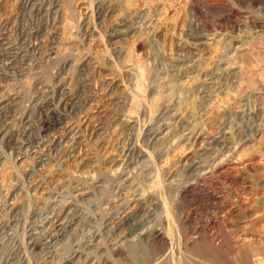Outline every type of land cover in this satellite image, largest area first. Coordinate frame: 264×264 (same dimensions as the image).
<instances>
[{
	"label": "rangeland",
	"instance_id": "rangeland-1",
	"mask_svg": "<svg viewBox=\"0 0 264 264\" xmlns=\"http://www.w3.org/2000/svg\"><path fill=\"white\" fill-rule=\"evenodd\" d=\"M91 1L0 0V128L11 138L0 143V264H264V0ZM195 237L227 259L196 252Z\"/></svg>",
	"mask_w": 264,
	"mask_h": 264
},
{
	"label": "bare ground",
	"instance_id": "bare-ground-1",
	"mask_svg": "<svg viewBox=\"0 0 264 264\" xmlns=\"http://www.w3.org/2000/svg\"><path fill=\"white\" fill-rule=\"evenodd\" d=\"M29 1V0H28ZM41 1V0H40ZM43 1V0H42ZM54 1V0H53ZM69 1V0H68ZM88 1V0H87ZM96 1V0H95ZM94 1V2H95ZM120 1V0H119ZM122 1V0H121ZM217 1V0H216ZM228 1H230V0H228ZM61 2V1H60ZM90 2V1H89ZM88 2V3H89ZM91 2H93V0L91 1ZM207 2V1H206ZM212 2V1H211ZM210 2V3H211ZM231 2V1H230ZM233 2V1H232ZM249 2V1H248ZM52 3V2H51ZM71 3V2H70ZM101 3V2H100ZM241 3V2H240ZM31 4H32V2H31ZM93 4V3H92ZM99 4V3H98ZM110 4H111V2H110ZM116 4V3H115ZM114 4V5H115ZM27 5L28 4H26L25 6L27 7ZM36 5V4H35ZM43 5V4H42ZM46 5V4H45ZM91 5V4H90ZM94 5V4H93ZM93 5H92V9L94 8L93 7ZM101 5V4H100ZM106 5V4H105ZM117 5V4H116ZM120 5V4H119ZM212 5V4H211ZM216 5V4H215ZM24 6V5H23ZM46 6H48V5H46ZM98 6V5H97ZM208 6V5H207ZM226 7H224L223 6V9H225V8H227L228 9V11H232L231 10V6L229 7H227V5H225ZM241 6V5H240ZM15 7V6H14ZM25 7V8H26ZM31 7V6H30ZM32 7H34V6H32ZM51 7V6H50ZM63 7V6H62ZM65 7V6H64ZM88 7V6H87ZM86 7V8H87ZM91 7V6H90ZM209 7V6H208ZM220 7V6H219ZM24 8V9H25ZM72 8V7H71ZM89 8V7H88ZM101 7H99V9H100ZM107 8H109V7H107ZM235 8V7H234ZM49 9V8H48ZM47 9V10H48ZM90 9V8H89ZM91 9V10H92ZM98 9V8H97ZM119 9V8H118ZM207 9V8H206ZM213 9V8H212ZM222 9V10H223ZM250 9V8H249ZM28 10V9H27ZM32 10H34V8L33 9H31V11ZM43 10H44V8H43ZM42 10V11H43ZM46 10V9H45ZM58 10V9H57ZM205 10V9H204ZM210 10V9H209ZM251 10V9H250ZM22 11V10H21ZM29 11H30V9H29ZM41 11V10H40ZM67 11V10H66ZM238 11V10H237ZM241 11V10H240ZM25 12V11H24ZM33 12V11H32ZM222 12V11H221ZM226 12V11H225ZM249 12V11H248ZM259 12V11H258ZM47 13V12H46ZM52 13V12H51ZM91 13H92V11H91ZM107 13V12H106ZM209 13V12H208ZM211 13V12H210ZM247 13V12H246ZM256 13V12H255ZM53 14H54V12H53ZM57 14V13H56ZM80 14V13H79ZM94 14V13H93ZM92 14V15H93ZM222 14V13H221ZM227 14V13H226ZM252 14H254V13H252ZM47 15V14H46ZM260 15L261 14H258V16L260 17ZM19 16V15H18ZM40 16V15H39ZM94 16V15H93ZM117 16V15H116ZM124 16V15H123ZM135 16H136V14H135ZM211 16V15H210ZM214 16V15H213ZM213 16H212V18H213ZM223 16V15H222ZM262 16V15H261ZM95 17V16H94ZM224 17V16H223ZM227 17V16H226ZM239 17V16H238ZM264 17V16H263ZM57 18V17H56ZM88 18H90V15H89V17ZM102 18H103V16H102ZM125 18V17H124ZM219 18V17H218ZM217 18V19H218ZM24 19V18H23ZM44 19V18H43ZM49 19V18H48ZM47 19V20H48ZM51 19V18H50ZM65 19V18H64ZM92 19V18H91ZM130 19V18H129ZM24 21V20H23ZM41 21V20H40ZM22 22V21H21ZM88 22V21H87ZM90 22V21H89ZM88 22V23H89ZM93 22V21H92ZM103 22V21H102ZM132 22V21H131ZM216 22V21H215ZM13 23V22H12ZM54 23V22H53ZM27 24V23H26ZM124 24V23H123ZM215 24V23H214ZM63 25V24H62ZM118 25V24H117ZM128 25V24H127ZM212 25V24H211ZM129 26H130V24H129ZM239 26V25H238ZM243 26V25H242ZM91 27V26H90ZM95 27V26H94ZM21 28V27H20ZM51 28V27H50ZM81 28V27H80ZM133 28V27H132ZM131 28V29H132ZM2 29H4L3 27H2ZM7 29V28H6ZM32 29V28H31ZM54 30H55V28H53ZM82 29V28H81ZM80 29V30H81ZM87 29V28H86ZM93 29V28H92ZM113 29V28H112ZM126 29V28H125ZM217 29V28H216ZM240 29V28H239ZM17 30V29H16ZM34 30V29H33ZM47 30V29H46ZM232 30H233V28H232ZM250 31H251V29H249ZM7 31V30H6ZM6 31L4 32V33H6ZM79 31V30H78ZM98 31V30H97ZM118 31V30H117ZM121 31V30H120ZM217 31V30H216ZM240 31H242V30H240ZM244 31V30H243ZM1 32V31H0ZM21 32V31H20ZM33 32V31H32ZM41 32V31H40ZM48 32V31H47ZM123 32V31H122ZM158 32V31H157ZM225 32V31H224ZM249 32V31H248ZM2 33H3V30H2ZM13 33V32H12ZM26 34L28 33L29 34V32H25ZM42 33V32H41ZM54 33V32H53ZM59 33V32H58ZM57 33V34H58ZM77 33V32H76ZM82 33V32H81ZM234 33V32H233ZM241 33V32H240ZM1 34V33H0ZM9 34H11V33H9ZM19 34H21V33H19ZM26 34H25V36H26ZM103 34V33H102ZM115 34V33H114ZM8 35V34H7ZM62 35V34H61ZM60 34H59V36H61ZM82 35V34H81ZM101 35V34H100ZM105 35V34H104ZM118 35H119V33H118ZM157 35H158V37H160L162 34L161 33H157ZM164 35V34H163ZM192 35V34H191ZM216 35V34H215ZM239 35V34H238ZM10 36V35H9ZM18 36V35H17ZM20 36V35H19ZM23 36V35H22ZM39 36V35H38ZM64 36H66V35H64ZM117 36V35H116ZM189 36V35H188ZM197 36H199V35H197ZM203 36V35H202ZM205 36V35H204ZM36 37V36H35ZM74 37H75V35H74ZM80 37V36H79ZM125 37V36H124ZM157 37V38H158ZM201 37V36H200ZM206 37H207V35H206ZM234 37V36H233ZM232 37V38H233ZM248 37V36H247ZM1 38V37H0ZM11 38V37H10ZM17 37H15V40H18V39H16ZM95 38V37H94ZM195 38V37H194ZM7 39V38H6ZM89 39H91V38H89ZM204 39V38H203ZM202 39V40H203ZM247 39V38H246ZM42 40V39H41ZM83 40V39H82ZM9 41V40H8ZM11 41V40H10ZM28 41V40H27ZM48 41V40H47ZM64 41V40H63ZM75 41V40H74ZM117 41H119V40H117ZM195 41V40H194ZM233 41V40H232ZM241 41L242 42H244V40H243V38L241 39ZM3 42V41H2ZM32 42V41H31ZM87 42V41H86ZM235 42V41H234ZM12 43V42H11ZM15 43H16V41H15ZM116 43V42H115ZM3 44V43H2ZM8 44V43H7ZM36 44V43H35ZM34 44V45H35ZM87 44H88V42H87ZM244 44V43H243ZM10 45H12V44H10ZM17 45H18V43H17ZM43 45H45V44H43ZM20 46V45H19ZM19 46H17V47H19ZM39 46V45H38ZM48 46V45H47ZM90 46V45H89ZM8 47V46H7ZM22 47V46H21ZM26 47V46H25ZM41 47V46H40ZM44 47V46H43ZM43 47H42V49H43ZM83 47V46H82ZM5 49H6V46L4 47ZM3 48V49H4ZM12 48V47H11ZM29 48V47H28ZM240 48V47H239ZM0 49H1V47H0ZM16 49V48H15ZM25 49V48H24ZM24 49H22V50H24ZM26 49H27V47H26ZM99 49V48H98ZM9 50V49H8ZM13 50V49H12ZM21 50V51H22ZM36 50V49H35ZM37 50H39V49H37ZM36 50V51H37ZM50 50V49H49ZM48 50V51H49ZM63 50V49H62ZM102 50V49H101ZM20 51V52H21ZM40 51V50H39ZM44 51V50H43ZM45 51H47V50H45ZM56 51V50H55ZM119 51H121V50H119ZM4 52V51H3ZM8 52V51H7ZM16 52V51H15ZM108 52V51H107ZM128 52V51H127ZM0 53H2V52H0ZM9 53H10V51H9ZM38 53V52H37ZM41 53V52H40ZM72 53V52H71ZM87 53V52H86ZM106 53V52H105ZM18 54H19V52H18ZM32 54V53H31ZM42 54V53H41ZM45 54V53H44ZM54 54H55V52H54ZM64 54V53H63ZM84 54V53H83ZM88 54V53H87ZM263 54V57H264V53H262ZM3 55V54H2ZM12 55V54H11ZM14 55V54H13ZM12 55V56H13ZM24 55V54H23ZM35 55V54H34ZM50 55V54H49ZM85 55V54H84ZM108 55V54H107ZM106 55V56H107ZM5 56V55H4ZM15 56V55H14ZM22 56V55H21ZM43 56V55H42ZM96 56H97V54H96ZM95 56V57H96ZM240 56V55H239ZM244 56V55H243ZM5 57H7V56H5ZM51 57V56H50ZM94 57V56H93ZM114 57V56H113ZM262 57V58H263ZM12 58V57H11ZM15 58V57H14ZM19 58V57H18ZM18 58H17V56H16V60H18ZM40 58V57H39ZM42 58V57H41ZM127 58V57H126ZM8 59H9V57H8ZM13 59V58H12ZM20 59V58H19ZM98 59V58H97ZM109 59H110V57H109ZM234 59H235V56H234ZM234 59H232L233 61H234ZM241 59V58H240ZM243 59V58H242ZM11 60V59H10ZM22 60H24L23 58H22ZM34 60V59H33ZM47 60V59H46ZM69 60V59H68ZM84 60V59H83ZM113 60V59H112ZM115 60V59H114ZM236 60H237V56H236ZM239 60V59H238ZM237 60V61H238ZM244 60V59H243ZM3 61V59L1 60V62ZM56 61V60H55ZM63 61V60H62ZM116 61V60H115ZM8 62V61H7ZM11 62V61H10ZM14 62H15V60H14ZM29 62V61H28ZM54 62V61H53ZM59 62V61H58ZM65 62V61H64ZM244 62V61H243ZM9 63V62H8ZM89 63V62H88ZM87 63V64H88ZM112 63V62H111ZM117 63H119V62H117ZM245 63V62H244ZM256 62H254V64H255ZM1 64V63H0ZM5 64V63H4ZM12 64V63H11ZM26 64V63H25ZM77 65H78V63H76ZM115 64V63H114ZM121 64V63H120ZM236 64V63H235ZM3 65V64H2ZM7 65V64H6ZM31 65V64H30ZM76 65V66H77ZM117 65V64H116ZM130 65V64H129ZM27 66V65H26ZM29 66V65H28ZM56 66V65H55ZM54 66V67H55ZM110 66V65H109ZM125 66V65H124ZM189 66V65H188ZM111 67V66H110ZM123 66H121V68H122ZM190 67V66H189ZM254 67V66H253ZM59 68V67H58ZM71 68V67H70ZM70 68H69V71H70ZM109 68V67H108ZM112 68V67H111ZM1 69H3V67L1 68ZM0 69V70H1ZM9 69V68H8ZM7 69V70H8ZM10 69H11V67H10ZM9 69V70H10ZM115 69V68H114ZM113 69V70H114ZM118 69H119V67H118ZM9 70H8V74L10 75L11 73H9ZM24 70V69H23ZM109 70V69H108ZM120 70V69H119ZM146 70V69H145ZM3 71H4V69H3ZM121 71V70H120ZM125 71L127 72V73H129V74H135V76H136V74H137V70L134 68V67H131V66H128V67H126V69H125ZM14 72V71H13ZM35 72V71H34ZM40 72V71H39ZM43 72V71H42ZM41 72V73H42ZM228 72V71H227ZM3 73V72H2ZM7 73V72H6ZM16 73V72H15ZM80 73V72H79ZM144 73H146V72H144ZM38 74V73H37ZM139 74V73H138ZM137 74V75H138ZM157 74V73H156ZM212 74V73H211ZM235 73H233V75H232V78H234V77H236L235 75H234ZM7 75V74H6ZM120 75V74H119ZM123 75V74H122ZM239 75V74H238ZM26 76V75H25ZM24 76V77H25ZM128 76H130V75H128ZM17 77V76H16ZM44 77V76H43ZM119 77V76H118ZM134 77V76H133ZM221 77V76H220ZM7 78V77H6ZM14 78V77H13ZM123 78V77H122ZM135 78V77H134ZM264 78V77H263ZM21 79V78H20ZM45 79V78H44ZM43 79V80H44ZM50 79V78H49ZM87 79V78H86ZM132 79V78H131ZM136 79V78H135ZM10 80V79H9ZM124 80V79H123ZM122 80V81H123ZM145 80H146V77H145ZM228 80V79H227ZM226 80V81H227ZM237 80H239V78L237 79ZM14 81H16V80H14ZM214 81V80H213ZM220 81V80H219ZM24 82V81H23ZM44 82V81H43ZM56 83V82H55ZM83 83V82H82ZM124 83V82H123ZM144 83V82H143ZM146 83V82H145ZM17 84V83H16ZM44 84V83H43ZM50 84V83H49ZM66 84V83H65ZM116 84V83H115ZM137 84H139V83H137ZM142 84V83H141ZM214 84V83H213ZM126 85V84H125ZM135 85V84H134ZM133 85V86H134ZM144 85V84H143ZM41 86V85H40ZM50 86V85H49ZM218 86V85H217ZM249 86V85H248ZM70 87V86H69ZM85 87H87V86H85ZM132 87V86H131ZM220 87V86H219ZM51 88V87H50ZM143 88V87H142ZM157 88V87H156ZM162 88V87H161ZM221 88V87H220ZM219 88V89H220ZM74 89V88H73ZM73 89L71 90V91H73ZM82 89V88H81ZM133 89V88H132ZM146 89V88H145ZM118 90V89H117ZM143 90V89H142ZM157 90V89H156ZM159 90V89H158ZM237 90V89H236ZM15 91V90H14ZM52 91H54V90H52ZM121 91V90H120ZM16 92V91H15ZM65 92V91H64ZM114 92V91H113ZM124 92V91H123ZM154 92H155V89H154ZM153 92V93H154ZM2 93V92H1ZM7 93V92H6ZM10 93V92H9ZM69 93V92H68ZM72 93V92H71ZM128 93V92H127ZM126 93V94H127ZM158 93H159V91H158ZM12 94V93H11ZM62 94H64V93H62ZM61 94V95H62ZM73 94V93H72ZM114 94V93H113ZM125 94V95H126ZM130 94H135V92L133 91L132 93H130ZM129 94V95H130ZM137 94H139V93H137ZM137 94H136V96H137ZM149 94V93H148ZM152 94V93H151ZM235 94V93H234ZM241 94V93H240ZM64 95H66V94H64ZM64 95H62V97L60 98V100H59V102H61V100H62V98L64 97ZM116 95V94H115ZM115 95H113V96H115ZM243 95V94H242ZM245 95V94H244ZM7 96V95H6ZM5 96V97H6ZM55 96V95H54ZM68 96V95H67ZM75 96V95H74ZM74 96H73V99H68V101L69 100H72V102H74L76 99L74 98ZM85 96V95H84ZM128 96V95H127ZM134 96V95H133ZM133 96H130V97H133ZM147 96V95H146ZM159 96V95H158ZM9 97V96H8ZM12 97V96H11ZM15 97V96H14ZM35 97V96H34ZM56 97V96H55ZM60 97V96H59ZM69 97V96H68ZM77 97V96H76ZM121 97V96H120ZM135 97V96H134ZM148 97V96H147ZM155 97V96H154ZM160 97V96H159ZM235 97V96H234ZM247 97V96H246ZM2 98H3V96H2ZM65 99H64V102H65V100H67V97H64ZM78 98V97H77ZM124 98V97H123ZM127 98V97H126ZM125 98V99H126ZM140 98V97H139ZM152 98V97H151ZM248 98H249V96H248ZM15 99V98H14ZM19 99V98H18ZM17 99V100H18ZM79 99V98H78ZM119 99V98H118ZM122 99V98H121ZM136 99V98H135ZM238 99V98H237ZM45 100V99H44ZM48 100V99H47ZM58 100V99H57ZM134 100V99H133ZM138 100V97H137V99L136 100H134V101H137ZM140 100V99H139ZM159 100V99H158ZM1 102H2V100H0ZM9 101V100H8ZM38 101V100H37ZM63 101V100H62ZM236 101V102H235ZM234 101V103L235 104H237L238 103V105L240 104V106L242 107V109H243V106L244 105H242L241 104V100L240 101H237V100H235ZM10 102V101H9ZM38 102H40V101H38ZM42 102V101H41ZM52 102L53 101H48V102H46V104L47 105H51L52 104ZM58 102V104L60 105V103ZM83 102V101H82ZM85 102V101H84ZM106 102V101H105ZM113 102V101H112ZM123 102V101H122ZM133 102V101H132ZM142 102V101H141ZM140 101H137V104H138V107L137 108H139V107H141V105H142V103H141ZM249 102V101H248ZM3 103V102H2ZM37 103V102H36ZM159 103V102H158ZM4 104V103H3ZM8 105H9V103H7ZM12 104V103H11ZM34 104H35V102H34ZM38 104V103H37ZM36 104V105H37ZM54 104V103H53ZM52 104V105H53ZM69 104V103H68ZM67 104V105H68ZM82 105H83V103H81ZM136 104V103H135ZM147 104V103H146ZM145 104V105H146ZM36 105H35V107H36ZM49 105V106H50ZM59 105L57 106L56 105V107H59ZM65 105H66V103H65ZM64 105V106H65ZM67 105H66V107H67ZM79 105H80V103H79ZM85 105V104H84ZM110 105V104H109ZM122 105V104H121ZM3 106V105H2ZM32 106H34V105H32ZM44 106V105H43ZM86 106V105H85ZM233 106V105H232ZM236 106V105H235ZM6 107V106H5ZM5 107H3V108H1V109H4ZM14 107V106H13ZM38 107V106H37ZM53 108H54V106H52ZM107 107H109V106H107ZM117 107V106H116ZM145 107V106H144ZM245 107H247V106H245ZM9 108H11V107H9ZM8 108V109H9ZM33 108V107H32ZM52 108V109H53ZM63 108V107H62ZM132 108V107H131ZM142 108V107H141ZM7 109V108H6ZM11 109H13V108H11ZM49 109V108H48ZM47 109V110H48ZM67 109V108H66ZM73 109V108H72ZM71 109V110H72ZM75 109V108H74ZM36 110V109H35ZM39 110V109H38ZM51 110V109H50ZM54 110V109H53ZM55 110H56V108H55ZM58 110V109H57ZM67 110H69V108L67 109ZM66 110V111H67ZM109 110V109H108ZM14 111V110H13ZM29 111V110H28ZM41 111V110H40ZM46 111V110H45ZM44 111V112H45ZM61 111V110H60ZM65 111V110H64ZM110 111V110H109ZM108 111V112H109ZM139 111V110H138ZM6 112V111H5ZM26 112V111H25ZM37 112V111H36ZM47 112V111H46ZM49 112V111H48ZM47 112V113H48ZM77 112V111H76ZM120 112H123L122 110L120 111ZM134 112V111H133ZM135 112H137V111H135ZM140 112H141V110H140ZM144 112V111H143ZM149 112V111H148ZM1 113V112H0ZM10 113H12V112H10ZM30 113V112H29ZM41 114H42V112H40ZM67 113V112H66ZM71 113V112H70ZM160 113V112H159ZM256 113V112H255ZM258 113V112H257ZM4 114V113H3ZM6 114V113H5ZM15 114V113H14ZM25 114V113H24ZM35 114V113H34ZM37 114V113H36ZM35 114V115H36ZM44 114V113H43ZM49 114H51V113H49ZM62 113H60V115H61ZM118 114V113H117ZM123 114V113H122ZM125 114V113H124ZM132 114V113H131ZM247 114V113H246ZM38 115V114H37ZM79 115V114H78ZM81 115V114H80ZM108 115V114H107ZM133 115V114H132ZM142 115V114H141ZM158 115V114H157ZM248 115V114H247ZM20 116V115H19ZM32 116H33V114H32ZM50 116V115H49ZM67 116H69V115H67ZM72 116V115H71ZM164 116V115H163ZM23 117V116H22ZM27 117V116H26ZM44 117V116H43ZM65 117H66V115H65ZM114 117V116H113ZM129 117H131V116H129ZM134 117V116H133ZM139 117V116H138ZM152 117V116H151ZM243 117V116H242ZM248 117V116H247ZM9 118V117H8ZM13 118V117H12ZM37 118H38V116H37ZM37 118H36V120H37ZM40 118V117H39ZM58 118V117H57ZM57 118H55V116L53 115V116H51V117H46V119H44V121H43V123H42V126H41V128L43 127L44 129H48L50 126H52V124L54 125V123H56L57 121H58V119ZM143 118V117H142ZM148 118V117H147ZM150 118V117H149ZM161 118V117H160ZM263 118V117H262ZM1 119V118H0ZM27 119H28V117H27ZM42 119V118H41ZM71 119V118H70ZM118 119V118H117ZM127 119V118H126ZM135 119V118H134ZM151 119V118H150ZM260 119V118H259ZM258 119V120H259ZM8 120V119H7ZM107 120V119H106ZM122 120V119H121ZM123 120H125V119H123ZM140 120V119H139ZM152 120V119H151ZM2 121V120H1ZM4 121H5V119H4ZM27 121V120H26ZM72 121V120H71ZM109 121V120H108ZM111 121H113V120H111ZM119 121V120H118ZM133 121V120H132ZM246 121V120H245ZM41 122V121H40ZM59 122V121H58ZM62 122V121H61ZM65 122V121H64ZM130 122V121H129ZM137 122V121H136ZM140 122V121H139ZM263 122V121H262ZM6 123V122H5ZM36 123H38V122H36ZM79 123V122H78ZM138 123V122H137ZM141 123V122H140ZM139 123V124H140ZM146 123V122H145ZM144 123V124H145ZM151 123V122H150ZM4 124V123H3ZM15 124V123H14ZM28 124V123H27ZM38 124H40V123H38ZM148 124V123H147ZM164 124V123H163ZM7 125V124H6ZM22 125V124H21ZM57 125H59V124H57ZM124 125V124H123ZM9 126H11V125H9ZM20 126V125H19ZM31 125H29V127H30ZM111 126V125H110ZM120 126V125H119ZM135 126V125H134ZM133 126V127H134ZM140 126V125H139ZM146 126V125H145ZM154 126V125H153ZM7 127V126H6ZM27 127V126H26ZM28 127V128H29ZM33 127V126H32ZM37 127V126H36ZM66 127V126H65ZM144 127V126H143ZM34 128V127H33ZM37 128H39V126L37 127ZM40 128V129H41ZM52 128V127H51ZM55 128V127H54ZM78 128V127H77ZM107 128V127H106ZM141 128V127H140ZM139 128V129H140ZM155 128V127H154ZM184 128V127H183ZM27 129V128H26ZM32 129V128H31ZM130 129V128H129ZM135 129V128H134ZM160 129V128H159ZM256 129V128H255ZM1 128H0V136H1V138H0V143H2V141H3V143L4 144H8L9 143V141L11 140V138H9V135L8 136H5V135H2V133H1ZM8 130V129H7ZM15 130V129H14ZM108 130V129H107ZM111 130V129H110ZM125 130V129H124ZM128 130V129H127ZM132 130V129H131ZM183 130V129H182ZM16 131V130H15ZM39 131H41V130H39ZM56 131V130H55ZM62 131V130H61ZM64 131V130H63ZM77 131V130H76ZM123 131V130H122ZM155 131V130H154ZM173 131V130H172ZM171 131V132H172ZM25 132V131H24ZM27 132V131H26ZM102 132V131H101ZM106 132V131H105ZM142 132V131H141ZM140 132V133H141ZM10 134V132H8L7 131V134ZM12 133V132H11ZM28 133V132H27ZM39 133V132H38ZM65 133V132H64ZM104 133V132H103ZM112 133V132H111ZM127 133V132H126ZM125 133V134H126ZM157 133V132H156ZM162 133V132H161ZM169 133V132H168ZM252 133V132H251ZM40 134V133H39ZM38 134V135H39ZM42 134V133H41ZM100 134V133H99ZM102 134V133H101ZM133 134V133H132ZM155 134V133H154ZM173 134V133H172ZM178 134V133H177ZM179 134H181V133H179ZM29 135V134H28ZM61 135V134H60ZM253 135V134H252ZM23 136V135H22ZM35 136H37V135H35ZM91 136V135H90ZM142 136V135H141ZM162 136H164V135H162ZM166 136H167V134H166ZM12 137V136H11ZM41 137V136H40ZM75 137V136H74ZM252 137V136H251ZM31 138V137H30ZM104 138H106V137H104ZM1 139H2V141H1ZM13 139V138H12ZM25 139V138H24ZM32 139V138H31ZM35 139V138H34ZM98 139V138H97ZM128 139V138H127ZM136 139V138H135ZM164 139V138H163ZM162 139V140H163ZM26 140V139H25ZM43 140H44V138H43ZM61 140V139H60ZM68 140V139H67ZM69 140H71V138L69 139ZM100 140V139H99ZM17 141V140H16ZM27 141V140H26ZM28 141H29V139H28ZM32 141V140H31ZM47 141H49V140H47ZM66 141V140H65ZM71 141H73V140H71ZM95 141V140H94ZM80 142V141H79ZM137 142V141H136ZM159 142V141H158ZM13 143H14V141H13ZM29 143V142H28ZM30 143H32V142H30ZM37 143V142H36ZM75 143V142H74ZM90 143V142H89ZM126 143V142H125ZM152 143V142H151ZM157 143V142H156ZM35 144V143H34ZM53 144V143H52ZM71 144V143H70ZM142 144H144V143H142ZM9 145V144H8ZM12 145V144H11ZM30 145V144H29ZM33 145V144H32ZM39 145V144H38ZM47 145V144H46ZM123 145V144H122ZM125 145V144H124ZM128 145H129V143H128ZM141 145V144H140ZM163 145H165V144H163ZM255 145V144H254ZM259 145V144H258ZM20 147H21V145H19ZM36 146V145H35ZM43 146V145H42ZM45 146V145H44ZM69 146V145H68ZM160 146H161V144H160ZM2 147H3V145H2ZM39 147V146H38ZM73 147V146H72ZM89 147V146H88ZM92 147V146H91ZM90 147V148H91ZM122 147V146H121ZM125 147V146H124ZM142 147V146H141ZM144 147V146H143ZM17 148V147H16ZM19 148V147H18ZM22 148V147H21ZM25 148V147H24ZM37 148V147H36ZM51 148V147H50ZM59 148V147H58ZM64 148V147H63ZM94 148V147H93ZM138 148V147H137ZM234 148V147H233ZM25 149H27V148H25ZM42 149V148H41ZM53 149V148H52ZM124 149V148H123ZM128 149H130V148H128ZM147 149V148H146ZM17 150V149H16ZM51 150V149H50ZM49 150V151H50ZM72 150V149H71ZM83 150V149H82ZM93 150V149H92ZM117 150V149H116ZM160 150V149H159ZM163 150V149H162ZM4 151V150H3ZM21 151V150H20ZM48 151V152H49ZM69 151V150H68ZM99 151V150H98ZM126 151V150H125ZM129 151V150H128ZM22 152V151H21ZM46 152V151H45ZM86 152V151H85ZM150 152V151H149ZM159 152V151H158ZM9 153H11V152H9ZM19 153V152H18ZM122 153H124V151L122 152ZM121 153V154H122ZM128 153L129 152H127V156H128ZM138 153V152H137ZM136 153V154H137ZM152 153V152H151ZM162 153V152H161ZM20 154V153H19ZM38 154V153H37ZM42 154V153H41ZM96 154V153H95ZM112 154H113V152H112ZM115 154V153H114ZM9 155V154H8ZM26 155V154H25ZM44 155V154H43ZM48 155V154H47ZM55 155V154H54ZM62 155V154H61ZM74 155V154H73ZM78 155V154H77ZM108 155V154H107ZM119 155V154H118ZM161 155V154H160ZM57 156V155H56ZM60 156V155H59ZM72 157V156H71ZM88 157V156H87ZM96 157V156H95ZM126 156H124V158H125ZM131 157V156H130ZM134 157V156H133ZM9 158V157H8ZM17 158V157H16ZM32 158V157H31ZM70 158V157H69ZM84 158V157H83ZM238 158V157H237ZM51 159V158H50ZM59 159V158H58ZM120 157L119 156H113V157H111L110 158V160H109V163H111V166H109V167H111V168H109V169H107L108 170V172L111 174V175H113V174H117L118 172H119V165L121 164H119L118 162L120 161ZM126 159V158H125ZM130 159V158H129ZM149 159V158H148ZM5 160H7L6 158H5ZM13 160V159H12ZM44 160V159H43ZM75 160H76V157H75ZM98 160V159H97ZM132 160V159H131ZM138 160V159H137ZM59 161V160H58ZM79 161V160H78ZM125 161V160H124ZM142 161V160H141ZM7 162H8V160H7ZM36 162V161H35ZM47 162V161H46ZM123 162V161H122ZM5 163V162H4ZM11 164H14V163H11ZM91 164V163H90ZM101 164V163H100ZM119 164V165H118ZM123 164V163H122ZM139 164V163H138ZM150 164V163H149ZM3 165V164H2ZM42 165H44V164H42ZM86 165V164H85ZM10 166V165H9ZM13 166H15V165H13ZM35 166V165H34ZM47 166V165H46ZM97 166V165H96ZM122 166V165H121ZM133 166V165H132ZM155 166H156V164H155ZM155 166H154V168H155ZM52 167V166H51ZM88 167V166H87ZM126 167V166H125ZM139 167V166H138ZM156 167H158V166H156ZM13 169H14V167H12ZM41 168V167H40ZM47 168V167H46ZM80 168V167H79ZM99 168V167H98ZM101 168V167H100ZM43 169V168H42ZM49 169V168H48ZM51 169V168H50ZM49 169V170H50ZM91 169V168H90ZM121 169V168H120ZM137 169V168H136ZM15 170V169H14ZM17 170H18V168H17ZM45 170V169H44ZM64 170V169H63ZM68 170V169H67ZM72 170V169H71ZM102 170V169H101ZM143 170V169H142ZM147 170V169H146ZM33 171V170H32ZM37 171V170H36ZM40 171V170H39ZM54 171V170H53ZM65 171V170H64ZM70 171V170H69ZM81 171V170H80ZM84 171V170H83ZM105 171V170H104ZM121 171V170H120ZM144 171V170H143ZM52 172V171H51ZM66 172V171H65ZM64 172V173H65ZM96 172V171H95ZM125 172H126V170H125ZM147 172V171H146ZM54 173V172H53ZM78 173V172H77ZM107 173V172H106ZM135 173V172H134ZM148 173V172H147ZM85 174V173H84ZM109 174V175H110ZM141 174V173H140ZM68 175V174H67ZM70 175V174H69ZM80 175V174H79ZM94 175V174H93ZM97 175V174H96ZM124 175V174H123ZM145 175V174H144ZM152 175V174H151ZM19 176V175H18ZM41 176V175H40ZM52 176V175H51ZM78 176V175H77ZM107 176V175H106ZM156 176V175H155ZM161 176V175H160ZM70 178H71V176H69ZM74 177V176H73ZM79 177V176H78ZM16 178V177H15ZM23 178H25V177H23ZM22 178V179H23ZM54 178V177H53ZM69 178V179H70ZM75 179H76V177H74ZM89 178V177H88ZM98 178H99V175H98ZM132 178V177H131ZM148 178V177H147ZM158 178H160V177H158ZM200 178V177H199ZM14 179V178H13ZM35 179V178H34ZM41 179V178H40ZM128 179V178H127ZM24 180V179H23ZM64 180V179H63ZM72 180V179H71ZM94 180V179H93ZM160 180V179H159ZM22 181V180H21ZM42 181V180H41ZM56 181H57V179H56ZM84 181V180H83ZM97 181V180H96ZM127 181V180H126ZM153 181V180H152ZM15 182V181H14ZM70 182V181H69ZM136 182V181H135ZM59 183V182H58ZM63 183V182H62ZM72 183V182H71ZM81 183V182H80ZM124 183V182H123ZM132 183H133V181H132ZM144 183V182H143ZM155 183V182H154ZM70 184V183H69ZM75 184V183H74ZM128 184V183H127ZM134 184V183H133ZM23 185V184H22ZM27 185V184H26ZM53 185V184H52ZM77 185V184H76ZM81 185H82V183H81ZM85 185V184H84ZM91 185H92V183H91ZM94 185V184H93ZM125 185V184H124ZM135 185V184H134ZM63 186V185H62ZM61 186V187H62ZM71 186V185H70ZM86 186V185H85ZM100 186V185H99ZM98 186V187H99ZM131 186V185H130ZM153 186H154V184H153ZM63 187H65V185L63 186ZM133 187V186H132ZM21 188V187H20ZM25 188V187H24ZM125 188V187H124ZM142 188V187H141ZM145 188H147V187H145ZM29 189V188H28ZM75 189V188H74ZM130 189V188H129ZM162 189V188H161ZM194 189V188H193ZM46 190V189H45ZM127 190V189H126ZM139 190V189H138ZM144 190V189H143ZM183 190H184V188H183ZM78 191V190H77ZM94 191V190H93ZM151 191V190H150ZM29 192H31V191H29ZM48 192V191H47ZM125 192V191H124ZM136 192V191H135ZM144 192H145V190H144ZM190 192V191H189ZM26 193H27V191H26ZM81 193V192H80ZM133 193V192H132ZM141 193H143V192H141ZM148 193H149V191H148ZM147 193V194H148ZM166 193V192H165ZM181 193H183L182 195L183 196H185V194L187 193V190H185V191H183V192H181ZM27 194H29V193H27ZM62 194V193H61ZM73 194V193H72ZM138 194V193H137ZM149 194H151V193H149ZM211 194V193H210ZM14 195V194H13ZM60 195V194H59ZM70 195V194H69ZM90 195V194H89ZM134 195V194H133ZM136 195V194H135ZM154 195V194H153ZM167 195V194H166ZM181 195V196H182ZM27 196H29V195H27ZM26 196V197H27ZM65 196V195H64ZM64 196H63V198H64ZM205 196V195H204ZM208 196V195H207ZM19 197V196H18ZM23 197V196H22ZM30 197V196H29ZM45 197V196H44ZM50 197V196H49ZM81 197V196H80ZM141 197V196H140ZM161 197V196H160ZM16 198V197H15ZM33 198V197H32ZM31 198V199H32ZM57 198V197H56ZM56 198H54V199H56ZM71 198H73V197H71ZM128 198V197H127ZM133 198V197H132ZM26 199V198H25ZM43 199V198H42ZM54 199H52V200H54ZM143 199V198H142ZM167 199V198H166ZM28 200H30V199H28ZM168 200V199H167ZM177 200V199H176ZM11 201H12V199H11ZM20 201V200H19ZM32 201V200H31ZM77 201V200H76ZM83 201V200H82ZM132 201V200H131ZM145 201V200H144ZM50 202V201H49ZM62 202H63V200H62ZM69 202V201H68ZM91 202V201H90ZM93 202H95V201H93ZM139 202V201H138ZM4 203V202H3ZM12 203V202H11ZM24 203V202H23ZM27 203V202H26ZM33 203V202H32ZM164 203H167V202H164ZM15 204V203H14ZM29 204V203H28ZM41 204V203H40ZM82 204V203H81ZM91 204V203H90ZM5 205V204H4ZM25 205V204H24ZM37 205V204H36ZM77 205H79V204H77ZM155 205V204H154ZM85 206V205H84ZM91 206V205H90ZM148 206V205H147ZM4 207V206H3ZM28 207H30V206H28ZM43 207V206H42ZM59 207V206H58ZM81 207V206H80ZM149 207V206H148ZM171 207V206H170ZM238 207V206H237ZM13 208V207H12ZM94 208H95V206H94ZM168 208V207H167ZM39 209H41V208H39ZM45 209H47V208H45ZM163 209V208H162ZM240 209V208H239ZM10 210V209H9ZM20 210H22V209H20ZM86 210V209H85ZM6 211V210H5ZM4 211V212H5ZM18 211V210H17ZM137 211V210H136ZM241 211V210H240ZM11 212V211H10ZM28 212H29V210H28ZM44 212V211H43ZM42 212V213H43ZM96 212V211H95ZM125 212V211H124ZM239 212V211H238ZM246 212V211H245ZM7 213V212H6ZM27 213V212H26ZM170 213V212H169ZM168 213V214H169ZM244 212L242 211L241 212V214H243ZM5 214V213H4ZM41 214V213H40ZM87 214V213H86ZM245 214V213H244ZM7 215V214H6ZM48 215V214H47ZM54 215V214H53ZM90 215H92L91 213H90ZM90 215H88V216H90ZM94 215V214H93ZM128 214L126 213V216H127ZM27 216H29V214H27ZM35 216V215H34ZM42 216V215H41ZM171 216H173V215H171ZM245 217V216H244ZM246 217H247V214H246ZM245 217V218H246ZM249 217H250V215H249ZM248 217V218H249ZM14 218V217H13ZM15 218H16V216H15ZM34 218V217H33ZM94 218V217H93ZM173 218V217H172ZM245 218H242V219H245ZM247 218V219H248ZM7 219V218H6ZM12 219V218H11ZM17 219V218H16ZM65 219V218H64ZM69 219V218H68ZM83 219V218H82ZM89 219V218H88ZM241 219V218H240ZM43 220V219H42ZM48 220H50V219H48ZM129 220V219H128ZM175 219H173V221H174ZM249 220V219H248ZM27 221V220H26ZM39 221V220H38ZM37 221V222H38ZM41 221V220H40ZM44 221V220H43ZM62 221V220H61ZM70 221V220H69ZM79 221V220H78ZM84 221V220H83ZM242 222H243V220H241ZM240 221V222H241ZM45 222V221H44ZM170 222V221H169ZM172 222V221H171ZM246 222V221H245ZM250 222V221H249ZM168 223V222H167ZM244 223V222H243ZM15 224V223H14ZM35 224V223H34ZM45 224V223H44ZM61 224V223H60ZM63 224V223H62ZM246 223H244L243 225H245ZM18 225V223L16 224V226ZM24 225H25V223H24ZM59 225V224H58ZM172 225V224H171ZM247 225H249V224H247ZM4 226V225H3ZM13 226V225H12ZM206 226V225H205ZM62 227V226H61ZM136 227V226H135ZM204 227V226H203ZM211 227V226H210ZM246 227V226H245ZM248 227V226H247ZM246 227V228H247ZM13 228V227H12ZM15 228V227H14ZM18 228V227H17ZM21 228V227H20ZM22 229V228H21ZM47 229V228H46ZM24 230V229H23ZM161 230V229H160ZM248 230V229H247ZM247 230H244L243 232L245 233V231H247ZM14 231H16V230H14ZM28 231V230H27ZM32 231V230H31ZM41 232V231H40ZM66 232V231H65ZM204 232V231H203ZM248 232V231H247ZM14 233V232H13ZM23 233V232H22ZM33 233H34V231H33ZM46 233V232H45ZM98 233V232H97ZM38 234V233H37ZM44 234V233H43ZM144 234V233H143ZM9 235V234H8ZM16 235V234H15ZM18 235V234H17ZM25 235V234H24ZM52 236H53V234H51ZM152 235V234H151ZM204 235H206V234H204ZM244 235H247L246 233L244 234ZM4 236V235H3ZM6 236V235H5ZM36 236V235H35ZM38 236V235H37ZM40 236V235H39ZM48 236V235H47ZM13 237V236H12ZM204 237V236H203ZM202 237V238H203ZM42 238V237H41ZM196 238V237H195ZM199 238L200 237H198V238H196V239H198V240H196V239H193V241L192 242H194V244L195 243H197L198 242V244H199V250H197L196 252H198V253H200V254H202L204 257H210V258H213V259H215V260H226L227 259V256H226V254H225V252L224 251H221V249L220 248H217V247H213V246H211L210 245V243H209V241H208V239H202V238H200V239H202V240H200L199 241ZM12 239V238H11ZM23 239H24V237H23ZM26 239V238H25ZM154 239H155V241L157 242V243H161V244H163L164 245V242H165V238H164V235H162V233L161 232H156V234L154 235ZM19 240V239H18ZM58 240V239H57ZM61 240V239H60ZM135 240V239H134ZM16 241V240H15ZM185 241V245L184 246H187V245H190L189 243H190V241L188 240V239H185L184 240ZM189 241V242H188ZM35 242V241H34ZM46 242V241H45ZM58 242V241H57ZM100 242V241H99ZM175 242V241H174ZM177 242V241H176ZM13 243V242H12ZM33 243V242H32ZM50 243V242H49ZM166 243L167 242H165V245H166ZM18 244V243H17ZM30 244H31V242H30ZM98 244V243H97ZM102 244H104V242L102 243ZM172 244V243H171ZM193 244V245H194ZM24 245V244H23ZM57 245V244H56ZM127 245V244H126ZM141 245V244H140ZM178 245V244H177ZM26 246V245H25ZM32 246V245H31ZM98 246V245H97ZM104 246V245H103ZM106 246V245H105ZM104 246V247H105ZM138 246V244H135V243H132V244H129V250L127 249V254H126V256H128V258L131 260L133 257H132V250H131V248H135V247H137ZM107 247V246H106ZM17 248V247H16ZM99 248H102V247H100L99 246ZM161 248H162V246H161ZM165 248V247H164ZM167 248V247H166ZM172 248H173V246H172ZM176 248V247H175ZM13 249V248H12ZM38 249V248H37ZM123 249V248H122ZM168 249V248H167ZM39 250V249H38ZM124 250V249H123ZM163 250V249H162ZM56 251V250H55ZM12 252V251H11ZM15 252V251H14ZM17 252V251H16ZM46 252V251H45ZM51 252V251H50ZM165 252V251H164ZM20 253V252H19ZM170 253H172V252H170ZM251 253V252H250ZM26 254V253H25ZM42 254V253H41ZM109 254V253H108ZM252 254V253H251ZM28 255V254H27ZM107 255V254H106ZM174 255V254H173ZM254 255V254H253ZM255 255H256V253H255ZM254 255V257L256 258H258L259 256H255ZM258 255V254H257ZM260 255H262L261 253H260ZM15 256V255H14ZM23 256V255H22ZM30 256V255H29ZM29 256H28V259H30L29 258ZM164 256V255H163ZM26 257V256H25ZM33 257V256H32ZM79 257V256H78ZM108 257H110L109 255H108ZM159 257V256H158ZM170 257V256H169ZM168 257V258H169ZM40 258V257H39ZM127 258V259H128ZM161 258V257H160ZM250 256L248 255V254H246V256H245V262H244V264H252L251 262V260H250ZM20 259V258H19ZM18 259V260H19ZM37 259V258H36ZM108 259V258H107ZM126 259V258H125ZM158 259V258H157ZM161 259H164V258H161ZM170 259V258H169ZM39 260V259H38ZM152 260V259H151ZM156 260V259H155ZM154 260V261H155ZM252 260H256V259H253L252 258ZM259 260V258L257 259V262H260V261H258ZM260 260H262L261 258H260ZM116 261V260H115ZM118 262V261H117ZM166 262V261H165ZM257 262H255V263H257ZM260 263H262V261L260 262ZM63 264V263H62ZM112 264V263H111ZM117 264H121V263H117ZM153 264V263H152ZM155 264V263H154ZM157 264V263H156ZM164 264V263H163ZM169 264V263H168ZM253 264H254V262H253ZM259 264V263H258Z\"/></svg>",
	"mask_w": 264,
	"mask_h": 264
}]
</instances>
